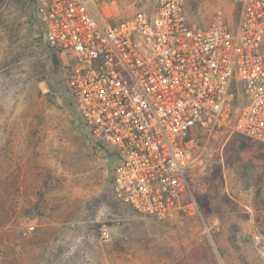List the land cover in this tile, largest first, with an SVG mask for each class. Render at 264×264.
<instances>
[{"label":"rangeland","instance_id":"rangeland-1","mask_svg":"<svg viewBox=\"0 0 264 264\" xmlns=\"http://www.w3.org/2000/svg\"><path fill=\"white\" fill-rule=\"evenodd\" d=\"M151 7L115 0L107 12L116 22ZM239 10L240 0H184L199 28L218 13L232 24ZM70 67L46 43L35 0H0V264H264V144L199 137L196 213L141 217L114 195L117 160L85 128Z\"/></svg>","mask_w":264,"mask_h":264},{"label":"built area","instance_id":"built-area-1","mask_svg":"<svg viewBox=\"0 0 264 264\" xmlns=\"http://www.w3.org/2000/svg\"><path fill=\"white\" fill-rule=\"evenodd\" d=\"M114 2L35 0L36 15L46 43L71 59L67 87L90 137L115 155L116 199L145 218L191 215L199 137L264 144V0H240L234 23L218 13L204 28L184 0L110 22ZM99 236L111 241L105 226Z\"/></svg>","mask_w":264,"mask_h":264},{"label":"trees","instance_id":"trees-1","mask_svg":"<svg viewBox=\"0 0 264 264\" xmlns=\"http://www.w3.org/2000/svg\"><path fill=\"white\" fill-rule=\"evenodd\" d=\"M53 49V48H52ZM54 50H56V49H54ZM239 137H241V136H239ZM244 138V137H243ZM247 139V138H246Z\"/></svg>","mask_w":264,"mask_h":264},{"label":"crops","instance_id":"crops-1","mask_svg":"<svg viewBox=\"0 0 264 264\" xmlns=\"http://www.w3.org/2000/svg\"><path fill=\"white\" fill-rule=\"evenodd\" d=\"M103 260H105V257L103 258Z\"/></svg>","mask_w":264,"mask_h":264}]
</instances>
